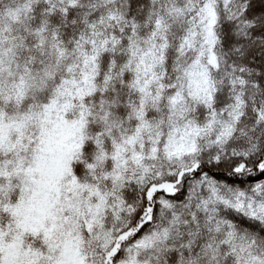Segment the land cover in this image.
I'll return each mask as SVG.
<instances>
[{"label": "snow or ice", "instance_id": "obj_1", "mask_svg": "<svg viewBox=\"0 0 264 264\" xmlns=\"http://www.w3.org/2000/svg\"><path fill=\"white\" fill-rule=\"evenodd\" d=\"M0 264H264V0H0Z\"/></svg>", "mask_w": 264, "mask_h": 264}]
</instances>
